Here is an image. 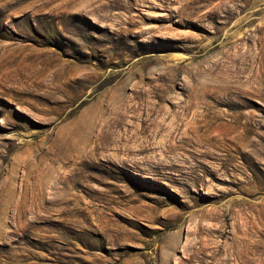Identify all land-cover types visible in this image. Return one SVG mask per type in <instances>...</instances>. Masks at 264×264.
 I'll list each match as a JSON object with an SVG mask.
<instances>
[{"label":"rangeland","instance_id":"1","mask_svg":"<svg viewBox=\"0 0 264 264\" xmlns=\"http://www.w3.org/2000/svg\"><path fill=\"white\" fill-rule=\"evenodd\" d=\"M0 264H264V0H0Z\"/></svg>","mask_w":264,"mask_h":264},{"label":"bare ground","instance_id":"2","mask_svg":"<svg viewBox=\"0 0 264 264\" xmlns=\"http://www.w3.org/2000/svg\"><path fill=\"white\" fill-rule=\"evenodd\" d=\"M6 118H7V123L10 121V118H9V116H6ZM13 125H15V123H12Z\"/></svg>","mask_w":264,"mask_h":264}]
</instances>
